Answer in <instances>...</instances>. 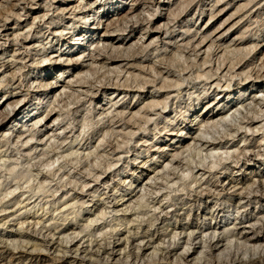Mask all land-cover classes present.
I'll list each match as a JSON object with an SVG mask.
<instances>
[{"label":"rangeland","instance_id":"1","mask_svg":"<svg viewBox=\"0 0 264 264\" xmlns=\"http://www.w3.org/2000/svg\"><path fill=\"white\" fill-rule=\"evenodd\" d=\"M263 220L264 0H0V264L249 257Z\"/></svg>","mask_w":264,"mask_h":264},{"label":"bare ground","instance_id":"2","mask_svg":"<svg viewBox=\"0 0 264 264\" xmlns=\"http://www.w3.org/2000/svg\"><path fill=\"white\" fill-rule=\"evenodd\" d=\"M145 1V0H144ZM147 1V0H146ZM255 1V0H254ZM250 2V1H249ZM250 4V3H249ZM254 5V4H253ZM246 6V5H245ZM52 7V6H51ZM78 12V11H77ZM72 13V12H71ZM180 14V13H179ZM18 16V15H17ZM134 18V17H133ZM131 20V19H130ZM132 21V20H131ZM5 27V26H4ZM187 32V31H186ZM55 34V33H54ZM106 34V33H105ZM17 35V34H16ZM187 35V34H186ZM210 34H209V38H210ZM27 37V36H26ZM30 37V36H29ZM204 37V36H203ZM207 37H208V35H207ZM17 40V39H16ZM205 40H206V37H205ZM18 41V40H17ZM123 41V40H122ZM197 41V40H196ZM207 42L206 43H208V39L206 40ZM17 43V42H16ZM200 43L202 44H204V39H203V41L201 42L200 41ZM213 43V42H212ZM134 45V44H133ZM186 45V44H185ZM200 45V44H199ZM199 45L197 46V47H199ZM205 45V44H204ZM212 45L213 44H211V47H212ZM18 46V45H17ZM187 46V45H186ZM203 47V45H200V47ZM210 46V45H209ZM131 47V46H130ZM182 47V46H181ZM211 47H209V48H211ZM116 48V47H115ZM123 48V47H122ZM184 48V47H183ZM189 48V47H188ZM214 48V47H213ZM238 49V48H237ZM116 50V49H115ZM117 50H118V48H117ZM108 51V50H107ZM26 52V51H25ZM131 52V51H130ZM189 52V51H188ZM208 52V51H207ZM24 53V52H23ZM126 53V52H125ZM135 53V52H134ZM133 53V54H134ZM201 53V52H200ZM130 54V53H129ZM139 55V54H138ZM210 56V55H209ZM116 57H118V55L116 56ZM115 57V58H116ZM114 58V57H113ZM112 58V59H113ZM119 58H122V57H120L119 56ZM119 58H118V60H119ZM136 58V57H135ZM110 59V58H109ZM118 60L117 59H113V61H112V63H116V62H118ZM126 61V60H125ZM19 62V61H18ZM122 62V61H121ZM203 63V62H202ZM209 64V63H208ZM154 65V64H153ZM127 66V65H126ZM134 66H136V65H134ZM141 66V65H140ZM130 67V66H129ZM137 67V66H136ZM143 67V66H142ZM146 67V66H145ZM161 67V66H160ZM236 67V66H235ZM154 68H156V67H154ZM172 68V67H171ZM110 69V68H109ZM113 69V68H112ZM201 69V68H200ZM235 69V68H234ZM154 70V69H153ZM119 71V70H118ZM151 71V70H150ZM210 71V70H209ZM118 73H120V72H118ZM208 74V73H207ZM139 75V74H138ZM154 75H156V74H154ZM206 75V74H205ZM209 75V74H208ZM213 75V74H212ZM131 76V75H130ZM137 76V75H136ZM140 76V75H139ZM13 77H15V76H13ZM209 77H210V75H209ZM151 81V80H150ZM246 81V80H245ZM148 82V81H147ZM120 83V82H119ZM151 83V82H150ZM148 84V83H147ZM220 84V83H219ZM172 85V84H171ZM218 85V84H217ZM174 86V85H173ZM175 87V86H174ZM64 90V89H63ZM115 110V109H114ZM122 112V111H121ZM27 113V112H26ZM49 114V113H48ZM53 114V113H52ZM51 114V115H52ZM51 115H49L48 117H50ZM115 115V114H114ZM112 116V115H111ZM123 116V115H122ZM28 117H30L29 116V113H27L26 114V116L25 117H23V119H25V118H28ZM145 118V117H144ZM114 120V119H113ZM123 120V119H122ZM254 120V119H253ZM54 122V121H53ZM57 122V121H56ZM119 123V122H118ZM134 124V123H133ZM136 124V123H135ZM142 129V128H141ZM241 152V151H240ZM247 156V155H246ZM117 159V158H116ZM241 163V162H240ZM93 177V176H92ZM99 178V177H98ZM94 180V179H93ZM204 180V179H203ZM211 189V188H210ZM205 190V189H204ZM208 190V189H207ZM200 191V190H199ZM210 193V192H209ZM93 194V193H92ZM243 196V195H242ZM244 197V196H243ZM242 203V202H241ZM244 203V202H243ZM256 203V202H255ZM239 205V204H238ZM258 205V204H257ZM251 206V205H250ZM238 212V211H237ZM240 212V211H239ZM242 213V212H241ZM211 215V214H210ZM243 215H245V214H243ZM214 220V219H213ZM264 221V220H263ZM260 223V222H259ZM236 224V223H235ZM243 225V224H242ZM253 225H255V224H253ZM248 226H250V227H252L251 225H248ZM257 228V227H256ZM256 228H254L255 230H256ZM263 228V227H262ZM261 227H260V229H262ZM237 230L238 229H240V228H236ZM236 229H235V231H236ZM253 229V230H254ZM226 230H228V229H226ZM244 230V229H243ZM255 230L253 231V232H255ZM193 232V231H192ZM243 233V232H242ZM245 233V232H244ZM247 233V232H246ZM250 233V232H249ZM263 233V232H262ZM194 234H196V233H194ZM210 234H211V232H210ZM241 234V233H240ZM256 234V233H255ZM258 234H260L259 232L257 233V235ZM42 235V234H41ZM174 235V234H173ZM191 235V234H190ZM212 235V234H211ZM217 235V234H216ZM243 235V234H242ZM242 235H241V237H242ZM218 236V235H217ZM216 236V237H217ZM235 236V235H234ZM251 236V235H250ZM250 236H248L247 234H246V237H250ZM255 236V235H254ZM250 237L248 240H250L251 242H253V243H258L259 242V240H260V238L258 237V236H260V235H258L257 237ZM240 237V236H239ZM194 238V237H193ZM207 238V237H206ZM223 238V237H222ZM242 238H244V237H242ZM203 239V238H202ZM210 239V238H209ZM193 240V239H192ZM197 240V239H196ZM201 240V239H200ZM200 240H199V242H200ZM208 240V239H207ZM212 240H214V239H212ZM148 241V240H147ZM222 241V240H221ZM247 241V240H246ZM167 242V241H166ZM215 242V241H214ZM213 242V243H214ZM219 242V241H218ZM190 243V242H189ZM205 243V242H204ZM210 243V242H209ZM247 243V242H246ZM260 243V242H259ZM64 244V243H63ZM82 244V243H81ZM206 244V243H205ZM211 244H212V241H211ZM214 244H216V243H214ZM213 244V245H214ZM221 244H222V242H221ZM229 244V243H228ZM52 245V244H51ZM257 245V244H256ZM53 246V245H52ZM209 246L212 248L213 246L212 245H210L209 244ZM218 246V248H219V246H221V245H217ZM109 247V246H108ZM164 247H165V245H164ZM187 247V246H186ZM210 247H208V248H210ZM215 247V246H214ZM228 247V246H227ZM229 247H231V246H229ZM258 247V246H257ZM4 247H2V249H3ZM9 248V247H8ZM44 248V247H43ZM99 248V247H98ZM188 248V247H187ZM204 248V247H203ZM218 248H216V249H218ZM226 248V247H225ZM256 248V247H255ZM6 249V248H5ZM1 250V254L2 255H6V254H8V255H10L11 254V252L9 251V249H7V250ZM24 249V248H23ZM11 250V249H10ZM78 250V249H77ZM211 250V249H210ZM215 250V249H214ZM222 250V249H221ZM11 251H13V250H11ZM33 251V250H32ZM71 251V250H70ZM175 251V250H174ZM28 252V251H27ZM110 252V251H109ZM210 251H208V253H209ZM229 252V251H228ZM28 253H31V252H28ZM28 253H27V255H28ZM77 253H78V251H77ZM140 254V253H139ZM184 254H185V252H184ZM13 255H15V254H13ZM24 255V254H23ZM22 255V256H23ZM26 255V256H27ZM34 255V254H33ZM77 255H79V254H77ZM222 255V254H221ZM20 256V255H19ZM18 256V257H19ZM21 256V257H22ZM70 256V255H69ZM138 256V255H137ZM167 256V255H166ZM224 256V255H223ZM222 256V257H223ZM226 256V255H225ZM236 256V255H235ZM17 257V258H18ZM80 257V256H79ZM187 256H185V258H186ZM203 257V256H202ZM201 257V258H202ZM218 257V256H217ZM221 257V256H220ZM219 257V258H220ZM243 256H236V257H228V259H226V258H224V259H217V261H215V262H212V261H210V263L208 262L207 264H264V248H261V247H259L258 249L256 248V249H253V252L249 255V257H243ZM5 258V257H4ZM13 258H15V257H13ZM27 258H28V256H27ZM55 258V257H54ZM73 258V257H72ZM76 258V257H75ZM230 258V259H229ZM1 259V258H0ZM3 259V258H2ZM19 259H20V257H19ZM26 259V258H25ZM58 259V258H57ZM70 259V258H69ZM77 259V258H76ZM188 259V258H187ZM207 259V258H206ZM16 260V259H15ZM21 260H24V259H21ZM30 260V259H29ZM54 260V259H53ZM71 260V259H70ZM69 260V261H70ZM203 260V259H202ZM204 260H205V258H204ZM203 260V261H204ZM214 260V259H213ZM26 261V260H25ZM31 261H32V259H31ZM50 261V260H49ZM78 261V260H77ZM200 261V260H199ZM202 261V262H203ZM48 262V261H47ZM73 262H75L74 260H73ZM80 262H82V261H80ZM202 262H201V264H202ZM52 263V262H51ZM72 263V262H71ZM78 263V262H77ZM188 263V262H187ZM198 263V262H197ZM8 264V263H7ZM13 264H15V263H13ZM46 264V263H45ZM76 264V263H75ZM91 264V263H90ZM205 264V263H204Z\"/></svg>","mask_w":264,"mask_h":264}]
</instances>
